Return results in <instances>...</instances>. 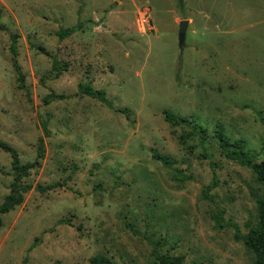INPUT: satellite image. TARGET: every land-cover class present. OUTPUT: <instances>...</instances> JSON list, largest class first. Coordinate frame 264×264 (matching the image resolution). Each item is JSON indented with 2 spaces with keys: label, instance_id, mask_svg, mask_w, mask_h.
<instances>
[{
  "label": "rangeland",
  "instance_id": "1",
  "mask_svg": "<svg viewBox=\"0 0 264 264\" xmlns=\"http://www.w3.org/2000/svg\"><path fill=\"white\" fill-rule=\"evenodd\" d=\"M143 7L151 31L138 29ZM39 137L31 189L2 215L0 264H153L154 249L184 264H256L231 224L258 226L264 182L232 143L264 160V0H0V141L30 163ZM211 161L222 228L202 195ZM13 176L0 149V202Z\"/></svg>",
  "mask_w": 264,
  "mask_h": 264
},
{
  "label": "trees",
  "instance_id": "2",
  "mask_svg": "<svg viewBox=\"0 0 264 264\" xmlns=\"http://www.w3.org/2000/svg\"><path fill=\"white\" fill-rule=\"evenodd\" d=\"M182 3L183 0H180ZM75 30L74 27L72 28H65L59 31V37L62 38L64 36H68ZM16 38L15 34L11 37V44L10 50L13 54V65L15 67V71L17 73V79L19 81V87L23 88V74L19 68V65L15 59L17 55L16 49ZM66 65H57L56 62L53 63V68L56 70V73L59 74L61 70L65 69ZM83 91L91 96L96 97L101 102L105 103L108 107H112L111 101L106 97V93L104 90H97L93 91L91 87L86 86ZM42 127L46 133V123H42ZM218 141L221 143L224 139L222 132L219 130L215 132ZM232 147L237 149L241 156L236 158V160L240 163H246L247 167L253 170L258 178L264 182V160L259 162H252L251 160H246V151H245V144L242 140L236 139L232 143ZM0 149L4 152L10 154L11 158V168L14 171L13 181L11 183L10 190L8 194L5 196L2 202H0V228L2 227V215L10 212L16 206L20 205L23 201L24 194L31 189V185L24 184L23 178L29 175L30 170L33 167H36L39 163V159L43 158L44 155V142L43 138H38V149H37V157L33 162L30 163H22L19 159V156L14 148H12L6 142L0 141ZM204 157L205 154H202ZM210 168L213 173L212 181L210 184L202 188V195L212 201V203L216 207V212L213 215V224L215 227L222 228L226 224L224 220L225 210L220 207L215 199L213 194L210 192L216 185H217V178L214 175L215 167L214 162L211 161ZM49 187H53L50 185ZM37 189H43L37 186ZM257 209L259 213L258 218V226L256 228H251L246 232H242L240 227L236 223H232L231 225L234 227V235L237 239H241L245 245L252 249L255 255L256 264H264V196L260 199L257 204ZM154 263L153 264H183L184 256L183 255H172L170 253H158L155 249L153 251ZM90 264H117L111 258L103 255V254H96L90 258Z\"/></svg>",
  "mask_w": 264,
  "mask_h": 264
},
{
  "label": "built area",
  "instance_id": "3",
  "mask_svg": "<svg viewBox=\"0 0 264 264\" xmlns=\"http://www.w3.org/2000/svg\"><path fill=\"white\" fill-rule=\"evenodd\" d=\"M149 8L148 7H143L142 10L140 11V15L137 21L138 29L139 31H151L152 25L150 23V15H149Z\"/></svg>",
  "mask_w": 264,
  "mask_h": 264
},
{
  "label": "water",
  "instance_id": "4",
  "mask_svg": "<svg viewBox=\"0 0 264 264\" xmlns=\"http://www.w3.org/2000/svg\"><path fill=\"white\" fill-rule=\"evenodd\" d=\"M188 24H189V21L187 19L180 21L178 40H179V46L181 48L185 44L186 31H187Z\"/></svg>",
  "mask_w": 264,
  "mask_h": 264
},
{
  "label": "crops",
  "instance_id": "5",
  "mask_svg": "<svg viewBox=\"0 0 264 264\" xmlns=\"http://www.w3.org/2000/svg\"><path fill=\"white\" fill-rule=\"evenodd\" d=\"M183 264H184V262H183Z\"/></svg>",
  "mask_w": 264,
  "mask_h": 264
}]
</instances>
